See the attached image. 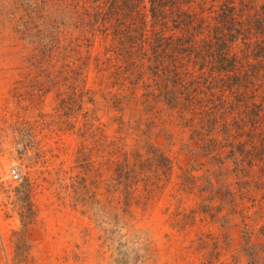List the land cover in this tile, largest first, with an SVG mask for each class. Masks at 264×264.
<instances>
[{"label": "rangeland", "instance_id": "obj_1", "mask_svg": "<svg viewBox=\"0 0 264 264\" xmlns=\"http://www.w3.org/2000/svg\"><path fill=\"white\" fill-rule=\"evenodd\" d=\"M125 2L0 0V264H264V136L229 112L206 141L143 102Z\"/></svg>", "mask_w": 264, "mask_h": 264}, {"label": "trees", "instance_id": "obj_2", "mask_svg": "<svg viewBox=\"0 0 264 264\" xmlns=\"http://www.w3.org/2000/svg\"><path fill=\"white\" fill-rule=\"evenodd\" d=\"M144 1L126 0L123 6L130 13L119 14L123 25L114 33L120 47L117 61H123L127 76L135 78L129 85L151 80L144 82L143 102L157 96L171 118L189 127L200 122L202 134L198 135L206 141L229 112L235 115L234 125L250 126L264 136V96L259 106L248 107L256 93L264 91V0H148L150 29L143 25L148 14L140 13ZM62 72L60 67L57 75L61 77ZM120 73L123 84L128 78ZM68 75L64 82H70ZM73 75L78 80L81 73ZM241 89L249 93L245 101H241ZM225 92L236 102L222 100L220 93ZM241 107L245 108L242 112ZM202 150L208 152V144ZM253 157L264 162V155Z\"/></svg>", "mask_w": 264, "mask_h": 264}, {"label": "built area", "instance_id": "obj_3", "mask_svg": "<svg viewBox=\"0 0 264 264\" xmlns=\"http://www.w3.org/2000/svg\"><path fill=\"white\" fill-rule=\"evenodd\" d=\"M11 176H12L13 178H16V177H17V174H16V172H15L14 170L11 171Z\"/></svg>", "mask_w": 264, "mask_h": 264}]
</instances>
